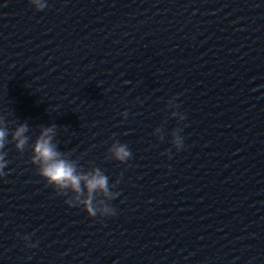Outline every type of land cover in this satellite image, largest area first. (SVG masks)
Masks as SVG:
<instances>
[{"label":"water","instance_id":"obj_1","mask_svg":"<svg viewBox=\"0 0 264 264\" xmlns=\"http://www.w3.org/2000/svg\"><path fill=\"white\" fill-rule=\"evenodd\" d=\"M45 2L0 0V264H264V0ZM25 123L119 179L115 216L46 186L11 142Z\"/></svg>","mask_w":264,"mask_h":264},{"label":"clouds","instance_id":"obj_2","mask_svg":"<svg viewBox=\"0 0 264 264\" xmlns=\"http://www.w3.org/2000/svg\"><path fill=\"white\" fill-rule=\"evenodd\" d=\"M37 11H43L47 7L45 0H30ZM176 97L171 98L168 104L175 110L171 112L177 121H184L185 115L176 109L179 105L175 103ZM127 119V111L122 113ZM57 126L52 124L42 127L40 134L32 144L30 137L26 135L28 125L19 124L11 135L15 149L23 153L26 148H31L30 163L35 166L37 174L46 182V186L54 189L56 195L65 196V203L69 207L82 208L91 218H104L115 216L116 210L109 203L119 196V192L112 191L119 179L114 184H109V178L99 167H92L87 171L82 170L78 160L70 159V153L58 149V142L54 139L57 135ZM159 131V129H157ZM182 128H176L171 132V144L177 151L184 149V138L181 135ZM9 129L4 116H0V178H4L9 161L6 159L5 146L9 143L7 137ZM163 140L164 137L159 138ZM106 159H114L120 163H126L132 158V153L126 144L113 141L108 148ZM10 171V170H9ZM26 246L36 247L29 243V236H24Z\"/></svg>","mask_w":264,"mask_h":264}]
</instances>
